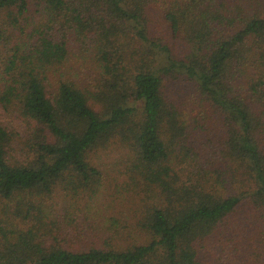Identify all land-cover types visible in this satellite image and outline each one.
<instances>
[{"label": "trees", "instance_id": "16d2710c", "mask_svg": "<svg viewBox=\"0 0 264 264\" xmlns=\"http://www.w3.org/2000/svg\"><path fill=\"white\" fill-rule=\"evenodd\" d=\"M0 264H264V0H0Z\"/></svg>", "mask_w": 264, "mask_h": 264}, {"label": "rangeland", "instance_id": "374dc122", "mask_svg": "<svg viewBox=\"0 0 264 264\" xmlns=\"http://www.w3.org/2000/svg\"><path fill=\"white\" fill-rule=\"evenodd\" d=\"M167 79H168V89L172 91L176 90L177 81L173 80L171 77H168ZM117 159H118L117 155L111 153L106 155L103 154L100 157L99 161L109 164L108 167L110 172L114 173L115 171L114 163ZM113 182L114 181L106 184L107 191L104 194L101 193L96 197L91 196L90 201L87 203V207L83 209V211L87 213L86 217H88V220H91V222L94 223L95 225H98L100 222L103 221L105 215H107L106 213L107 206L111 201H114V205L116 204L118 206L119 197L115 195L113 196V189H115ZM83 205L85 204L83 203L82 206ZM74 211L75 210H71L72 213Z\"/></svg>", "mask_w": 264, "mask_h": 264}]
</instances>
